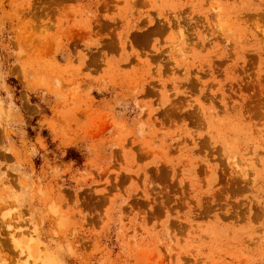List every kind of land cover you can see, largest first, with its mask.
<instances>
[{
    "label": "rangeland",
    "instance_id": "obj_1",
    "mask_svg": "<svg viewBox=\"0 0 264 264\" xmlns=\"http://www.w3.org/2000/svg\"><path fill=\"white\" fill-rule=\"evenodd\" d=\"M26 260L264 264V0H0V264Z\"/></svg>",
    "mask_w": 264,
    "mask_h": 264
},
{
    "label": "bare ground",
    "instance_id": "obj_2",
    "mask_svg": "<svg viewBox=\"0 0 264 264\" xmlns=\"http://www.w3.org/2000/svg\"><path fill=\"white\" fill-rule=\"evenodd\" d=\"M27 237H28V241H29V239H32V238H33V237H32V234H28ZM25 238H26V237H25ZM11 240H12V239H11ZM21 240H22V239H21ZM18 241H19V239H18ZM30 241H31V240H30ZM24 242H25V241H24ZM15 243H16V242H15ZM30 243H31V242H30ZM30 243H28V242L25 243V244H26V247H27V249H28L27 251H32V246H31V245H32L33 243H32V244H30ZM21 244H22V243H20V245H21ZM15 245H16V244H15ZM18 245H19V244H18ZM19 247H20V246H19ZM21 247H22V246H21ZM23 250H24L23 248L20 250L21 253L23 252ZM33 251H34V250H33ZM35 251H36V250H35ZM35 251H34V252H35ZM21 253H19V254H21ZM30 253H32V252H30ZM30 253H29V255H31ZM28 258H29V257H28ZM25 259H26V258H25ZM23 260H24V259H23ZM28 260H29V259H28ZM21 263H22V264H30V261H27V260H26L24 263H23V262H21ZM21 263H20V264H21ZM18 264H19V263H18ZM32 264H37V263H36L35 260H33V261H32ZM42 264H43V263H42Z\"/></svg>",
    "mask_w": 264,
    "mask_h": 264
}]
</instances>
